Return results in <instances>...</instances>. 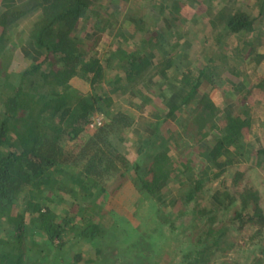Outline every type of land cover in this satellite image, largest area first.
Listing matches in <instances>:
<instances>
[{
  "label": "trees",
  "instance_id": "16d2710c",
  "mask_svg": "<svg viewBox=\"0 0 264 264\" xmlns=\"http://www.w3.org/2000/svg\"><path fill=\"white\" fill-rule=\"evenodd\" d=\"M118 1L28 0L0 11V264H86L81 244L99 246V252L109 238L119 252L136 257L135 263H129L120 252L114 264L120 259L126 264H153L152 241L141 224L123 226V211L115 213L109 226L105 223L116 210L113 199L125 181L134 178L139 194L157 205L154 223L163 226L172 221L163 213L183 201L200 204L206 187L226 176L231 179L229 204L236 202L238 207L235 219L217 225L214 219L209 221L212 224L199 239L202 246L193 250L197 257L189 264H212L219 251L241 247L238 239L244 244L257 239L261 254H254L252 264L263 263L264 193L253 184L247 166L254 163L255 168H264V137L256 146L245 141L254 125L251 105L264 109V74L252 78L248 71L264 63V0H228L215 12L209 9L202 14L199 32L176 29V41L157 45L162 55L156 74L170 99L164 119L181 118L183 132L202 156L198 171L180 152L172 156L163 149L167 139L158 129L141 139L136 159L125 147L135 119L124 111L113 112L102 86L113 69L115 82H122L125 91L131 82L123 84L121 72L131 81L138 78L153 63L155 52L149 50L143 59L130 40L139 32L138 25L144 34L152 25L145 15L129 16V24L115 34L112 49L101 55L98 29L106 22L110 2ZM141 1L126 2L134 12L142 7ZM209 1L205 0L208 6ZM1 2L4 5L7 0ZM34 9L38 13L28 27L15 30L13 23ZM166 21L168 28L173 27V16ZM158 35L156 30L152 37L159 40ZM192 42L203 53L212 52L207 58L201 56L208 66L200 65L197 72L189 60ZM9 43L20 46L16 59ZM13 59L17 63L12 64ZM221 75L231 87L236 86L222 107L200 91L205 80L215 83ZM75 78L89 84L90 92L75 86ZM100 113L105 117L102 125L90 130L89 123ZM192 124L197 129L194 135L188 128ZM260 124L264 129V121ZM153 140L155 147L146 153ZM185 144L178 148L185 150ZM181 174L186 182L180 187L188 184L186 194L167 200L173 179ZM64 203L70 205L60 213L53 208ZM181 213L172 215L176 218ZM147 223L155 229L152 222ZM232 223L239 233L236 236L231 235ZM193 227L199 233L200 225ZM117 228L123 232L119 234ZM132 231L140 232L134 240Z\"/></svg>",
  "mask_w": 264,
  "mask_h": 264
},
{
  "label": "crops",
  "instance_id": "0c3cea01",
  "mask_svg": "<svg viewBox=\"0 0 264 264\" xmlns=\"http://www.w3.org/2000/svg\"><path fill=\"white\" fill-rule=\"evenodd\" d=\"M28 0H7V2L3 5H0V11L1 10H6L9 8L12 3L15 5L22 4ZM127 0H120L116 3H111L110 2V8L108 10L109 14L107 16L106 21L108 20V26L110 28V34L112 35V41L114 40L115 34H117L118 30H121L122 26H126L129 24V16H133L134 18H144L145 15H147L149 18H151V26H148L147 31L149 29H152L151 31H148V33L144 31H140L139 25L136 30L139 31L136 33V36L131 37L128 33L129 30L128 28L126 29V35L128 34V37L130 36V40L132 38L133 42H135V52H139L143 55V59H146V53L149 54V50H154L155 52V57L154 61L152 64H150L138 78H133L132 81L129 80L128 78L126 79L127 76H124L125 73L124 71L121 72L120 76L123 78L124 81L123 84H126L128 82H131L128 84V89L124 91V89L121 88L122 82L116 83L115 81V74L116 72H113L108 76L107 82L103 83L102 89L106 87L107 90H103L108 94V96H113L117 95L122 102V105L120 108H118L117 111H124L127 114L131 115L135 119V127L132 129L134 134L142 135L143 138H148V136L151 134L152 130H157L159 133L163 134L164 138L167 139V145L169 147H175L172 151L173 154L172 156L177 155L178 146L179 144H184V125L181 122V118L179 119H164V115L168 112L169 110V95H164L163 91L166 86L165 83H162V79L159 77L158 74H156V70L158 68V57H160L162 52L160 50H157V45L161 43H166L168 41L174 42L176 41L175 37V32L176 29L179 30L181 29L183 32L184 31H196V28L199 29L200 26H202L203 21H201V16L203 13H206L209 9L211 12H215L219 7L226 2V0H210V5L208 6L205 2V0H142V7L140 9L135 10L134 12H131V9L129 8V3L126 2ZM131 1V0H130ZM109 5V4H108ZM125 12V15H123L122 9ZM144 11V13L142 12ZM1 13V12H0ZM30 13V14H29ZM37 9H34L30 12H28L25 16H22L20 19H18L15 23H13V27L15 30H20L22 28L28 27V25L32 22V20L35 18V15L37 14ZM123 15V16H122ZM174 17V25L173 27L168 28L167 27V21L166 18L169 17ZM32 17V18H31ZM146 19V18H145ZM29 20V22H28ZM129 20V21H128ZM153 20V22H152ZM110 23H113L112 26H110ZM166 23V24H165ZM103 27V26H102ZM115 27V30L114 28ZM158 30L160 32V35H158L159 40H157V37H152L153 33ZM98 31L102 34L103 29H98ZM200 29L198 30V32ZM165 33H169L168 36H165ZM152 34V35H151ZM192 38V37H191ZM189 38V39H191ZM11 41H15L13 38ZM11 43V42H10ZM9 43V46L11 49H15V54L13 57L15 59L17 58V53L18 50L20 49L19 45H11ZM113 42L111 43H105L103 41H100L99 44V49H101V55L104 56L108 52L109 49L111 48V45L113 46ZM196 43V42H195ZM118 45V44H117ZM195 44H192L191 48ZM179 47L176 48L178 50ZM161 52V53H160ZM13 59L12 64L17 61ZM192 63V65L196 66L194 69L195 72L199 70L200 65H206L208 66V63H204L203 60H195L192 61L191 58L189 59ZM23 64V63H22ZM21 64V65H22ZM20 69V67L18 68ZM264 72V71H263ZM264 74V73H262ZM221 85L215 86L214 83H211L210 81L205 80L204 83L201 84L200 86V91L201 93L208 94L211 99L214 101L219 106H223V102L225 101L226 95L228 92H234L235 87H231V83H229L225 78L224 75H221ZM235 78V77H234ZM219 80V81H220ZM85 83L82 85V87H78L80 89H83L84 91L90 87L89 84H87L82 78H75L73 79V83ZM109 81L115 82L113 85ZM218 81V82H219ZM87 87V88H86ZM135 91V93H133ZM142 96V98H141ZM114 97V96H113ZM144 97V99H143ZM132 104L136 109L131 108L129 105ZM261 106V105H260ZM261 110H263V119L260 120V118H257L256 116L253 115V127H252V133L251 136L245 141L249 143V140L251 138H255L256 144L258 145L260 142L259 139L263 138L264 136H261L264 133V129L262 125L260 124L262 121H264V109L261 107ZM113 111V112H117ZM154 117V118H152ZM184 117V115H182ZM141 125V127H139ZM190 129V132H192V135L196 134V126L195 124L190 125L188 127ZM258 128L257 135H255L254 131ZM132 132V131H131ZM145 135H144V134ZM158 135V134H157ZM191 135V136H192ZM174 136L180 138L178 143H175L172 139ZM142 138V139H143ZM158 138V137H157ZM156 138V140H157ZM144 140V139H143ZM159 143V139H158ZM250 144H252L250 142ZM193 151L197 153L196 155L200 154L199 151L196 149L197 147H193ZM192 150V149H191ZM171 155V154H170ZM131 158L136 159L137 156L133 155ZM202 159V156L199 157ZM182 159L185 161H195V158H192L190 160L185 159L182 156ZM182 175V174H181ZM231 179H228V176L226 178H221L219 180V184L215 188H210L208 191H212L211 196L208 199L209 202V208L210 210H215L219 209L222 206H226L229 204L230 199H231V194L232 191L229 189L230 181ZM217 200L214 204H212L214 200ZM219 204V205H216ZM236 206L237 203L233 202L228 205L226 208H222L224 210H229L231 206ZM220 206V207H219ZM261 264H264L261 263Z\"/></svg>",
  "mask_w": 264,
  "mask_h": 264
},
{
  "label": "rangeland",
  "instance_id": "374dc122",
  "mask_svg": "<svg viewBox=\"0 0 264 264\" xmlns=\"http://www.w3.org/2000/svg\"><path fill=\"white\" fill-rule=\"evenodd\" d=\"M121 9H122L123 15H125L123 8ZM142 12L144 13L143 10ZM108 22L109 21L107 20L102 25L103 27L101 26L99 28L100 30L103 29V33L101 34L100 41H103L106 44L114 41V40L112 41V35L109 32L110 28L108 26ZM200 34L201 33H199L198 35ZM234 43L236 42H233V44ZM192 44H195L190 50L192 52L190 56L192 61H195V60L201 61L203 60L201 56H206L207 58L208 55L212 54V52L203 53V51L199 49V44L197 42L196 43L192 42ZM248 71L251 73L252 78H257L259 77L260 74L264 73L263 72L264 63L262 64L261 68H259L258 65L256 66L254 65L250 67ZM220 83H221V80L219 82H215L214 87L215 86L220 87L221 85ZM84 84L80 83L79 81L78 83H75V86L82 87V85ZM89 90H90V87H88L85 90V92H88ZM103 90H107L106 87H104ZM113 96L109 97L110 101L112 102L110 109L112 111H117L118 108L121 107L122 102L118 100L119 98L117 97V95L116 96L113 95ZM129 106L133 109H136V107H134L132 104H130ZM251 106H252L251 110H252L253 115L256 116L257 118H260V120H262L263 110H261L260 104L253 103ZM139 127H141V125ZM254 132H255L254 134L257 135L258 128ZM183 134L185 138L184 142L187 143L185 144L186 148L185 150L176 149V151L180 152L182 156L187 160L195 158L196 160L192 161L193 160L192 159L191 162L194 167V170L198 171V169L201 168V162H199L201 160L199 158L201 157V155L200 154L196 155L197 153L193 151L194 149L193 147H195V144H194L195 142L192 140V138H189L185 132H183ZM263 134L261 136H264ZM128 138H129L128 139L129 141L126 143L125 147L127 148V150H129L130 156H133V155L138 156V149L140 146L139 142L143 138L142 135L134 134L132 131L129 133ZM143 139H146V138H143ZM155 141L156 140L151 141L150 146L149 145L147 146V148L145 149V152L146 151L151 152L150 148L155 147L153 145L154 143L156 144ZM157 141H158V138H157ZM249 142H251L252 144L256 146L255 138H251ZM172 148L174 149L175 147L164 146L163 149L172 155L173 154ZM247 167H248V170H250L249 173L251 174V180L253 184L264 193V168H260V167L255 168L254 163L248 164ZM185 179H186L185 175H179L173 179L171 183L170 193L166 198L167 200L181 193L186 194L187 189H188V186H187L188 184H185L182 187H180L181 186L180 183L186 182ZM228 179H230V177H228ZM219 180L220 179L215 180L214 183H211V185L206 187L207 190L204 193L205 200H203L200 204H195L192 201L188 203H184V201L179 202L176 206L172 207L171 212L163 213L164 216L166 214V217L170 218L172 221L170 220L171 222L164 224L163 226L161 225L158 226V224L154 223V222H157L156 216H157V211H159L157 205L156 204L154 205V202L152 200H148L147 198L144 199L143 196L139 194V192L137 191L134 185V178L131 177L127 181H125L123 187L114 197L113 207H115L117 211L114 209L115 211L113 212V214L108 216V219L106 220L105 223H107V225L109 226L115 220V218L113 217L115 216V213H122L123 211V213H125L124 219L122 221L123 226L129 225L130 228H134L135 226H137V224H141L142 230L144 229L145 232H147L146 234H148V236L146 237H149L148 239L152 241V245H153V249L151 250V260L153 261V264H189V261L194 260V258L197 257V255L193 252V250L197 249L199 246H202L201 245L202 242L199 241V239L200 238L203 239L204 232H206L210 224H212L209 221L214 219V222H215L214 224L217 225L221 221H226V220L230 221L232 217H234L233 219H235V214H236V211L238 210L237 205L236 207L234 205L231 206L229 210H221L219 212H215L214 210L208 209L209 208L208 199L212 194L211 193L212 191L209 192L208 189L215 188L219 184ZM69 205H70L69 203L55 204L53 208L57 212L60 213L63 211V208L65 210L68 208ZM163 207L164 206H162L160 210H163L165 212ZM202 208L206 209L204 215L201 214ZM177 213H181V215L174 218L172 214H177ZM171 217H173V219ZM147 222H152L154 224L153 226L155 227V229L151 230L150 229L151 224L149 223L148 225ZM196 223H198L201 227L199 233L197 234H195L194 227H193V225ZM230 226L232 227L231 229L232 234L231 232L230 234L234 236L238 235L239 233L236 231V224L232 223V225ZM120 230L121 229L117 228L116 232H118L119 234L120 232H123ZM134 232L135 231H132V233H130L132 234L130 235V238L132 240H134L137 234L140 233V232H135L136 233L135 235ZM127 234H128L127 238H129V233ZM230 234H228L231 238L230 242H233L232 236ZM33 238L38 239L39 236L34 235ZM226 238H228V236ZM107 240L108 242H106L104 246H100L101 249L99 252L97 251L99 246L95 248L91 246L90 244L86 243L85 241L83 242L84 244L83 243L81 244L82 251L85 253V256H86L85 257L86 264H114L116 254L118 255L120 252H121V256L125 258L124 261L129 260V263H135L136 261L135 256L134 257L130 256L131 253L130 255L129 253L126 254L124 250L123 251L121 250L119 252V250H117L118 245L114 246V244L110 241V238ZM236 241L237 242L239 241L241 243V247L238 245H235L232 248L227 249L226 252L219 251L217 255L214 257L212 264H234L235 261H238L239 264H252L253 262L252 257L254 256V254L255 255L261 254L260 253L261 250L258 248L259 242L257 239L250 240L247 244H244V242L240 239ZM76 248L78 249L77 245H74L73 249H76ZM70 254L71 253H68V255ZM129 257L130 259H128ZM82 264H85V263H82ZM115 264H126V263H123L120 259Z\"/></svg>",
  "mask_w": 264,
  "mask_h": 264
},
{
  "label": "built area",
  "instance_id": "2783aa9c",
  "mask_svg": "<svg viewBox=\"0 0 264 264\" xmlns=\"http://www.w3.org/2000/svg\"><path fill=\"white\" fill-rule=\"evenodd\" d=\"M104 115L103 114H97L89 123L88 128L90 130L95 129L96 127H99L100 125H102L103 121H104Z\"/></svg>",
  "mask_w": 264,
  "mask_h": 264
}]
</instances>
